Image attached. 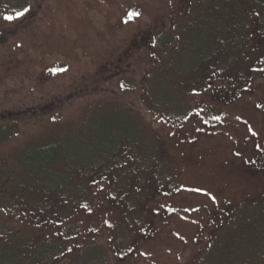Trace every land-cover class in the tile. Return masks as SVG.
Segmentation results:
<instances>
[{"label":"rangeland","instance_id":"obj_1","mask_svg":"<svg viewBox=\"0 0 264 264\" xmlns=\"http://www.w3.org/2000/svg\"><path fill=\"white\" fill-rule=\"evenodd\" d=\"M1 3L0 264H252L238 227L260 251L264 0ZM57 142L109 155L13 184L21 153Z\"/></svg>","mask_w":264,"mask_h":264},{"label":"trees","instance_id":"obj_2","mask_svg":"<svg viewBox=\"0 0 264 264\" xmlns=\"http://www.w3.org/2000/svg\"><path fill=\"white\" fill-rule=\"evenodd\" d=\"M2 0H0V3H1ZM256 1V0H255ZM230 3V2H229ZM2 4V3H1ZM19 6V5H18ZM21 9V8H20ZM203 40V39H202ZM112 111H114L113 109H111ZM122 133H125V132H120V134L122 135ZM104 140L106 142H110L112 140L111 137L109 136H105L104 137ZM111 144V143H110ZM45 147V146H44ZM41 148V149H38L36 151H33L32 153H30L29 151H26V152H23L21 153L17 159L18 162H19V165H20V169L19 171L22 172L23 175H19L18 174H15L12 176L11 178V181L13 182L14 185L16 184H20V182L22 183V179H23V176H27V175H30L31 177L34 176V177H38V175L40 174V176L42 178H45V179H50V184L53 186L55 183H60L56 178H54L56 175L54 174L53 176H51V171L49 168L47 167H50L53 163L57 162V160H59L61 157H63V161L64 163L66 164V167L65 168H68L66 170L68 176L70 174V171H83L85 172L87 175H90L91 174V170H92V166L93 165H99L101 162H103L104 160H106L107 156H103L101 157V162L99 163H95L93 164L94 162H92V160H90L91 164L89 162H87L86 160V155H85V149L83 146L79 147V152L80 154L79 155H69L67 156L66 155V150L64 148V146L62 144H60L59 142H57V145L56 146H47L45 148ZM149 148H151L152 150L150 151V157H153V155L155 154V150H156V146L155 145H151L149 146ZM112 151V150H110ZM103 163H101L100 165H102ZM71 168V169H70ZM64 171V170H63ZM32 172H34L33 174H31ZM166 172V171H165ZM29 173V174H27ZM160 173H163L162 176H166L168 173H164V172H161ZM161 176V175H160ZM53 178V179H52ZM68 178V177H67ZM47 181V180H46ZM23 185V184H21ZM24 187V185H23ZM48 188V187H47ZM72 191V189H71ZM73 192V191H72ZM74 192H82L83 194H86L85 190L83 187H78L77 189H74ZM240 208V207H239ZM127 209L129 212H133L132 209H133V206L131 205H128L127 206ZM245 213V211H247V209H245L244 207L240 208L239 210H237L236 212V215H235V218H237V214L239 215V213L243 212ZM252 216V218L254 217V213H251L250 214ZM251 216H246L247 217H251ZM264 220V219H263ZM245 220H243V222L241 223V225L239 227H242L243 223H244ZM253 221V220H251ZM256 225V224H254ZM123 226V225H122ZM239 227H238V231L240 232L239 235H242L240 236L239 238V241L244 245V248H242L243 251H247V253L251 252L253 255V262L252 264H260L259 263V258H258V255L257 254H261L263 253L264 254V240L261 241L262 242V245L259 249H261L260 251H258V249L255 250V248H252L253 246H250L249 244V241H248V238L250 236H253V238H255L257 236V230H256V226L254 229H251V231H248L249 232V235H246L244 232L241 233V229L239 230ZM121 227L119 228L118 230V233H117V237L119 239L123 238L124 237V234H125V231L124 230H120ZM262 235L264 237V228L262 230ZM121 233V234H120ZM251 234V235H250ZM255 236V237H254ZM121 237V238H120ZM215 240H218V239H215ZM223 245L224 247L228 244H232L234 245L235 247L237 246L236 244H234V241L232 239H230L229 241H226L223 240V238H219V240ZM25 242H23L24 244ZM54 243V242H53ZM53 243H49L50 245L53 246V248H44L43 249V252H42V255L41 257L43 256H46V255H49L48 253L50 254H55V253H58L59 251H57V246L56 245H53ZM95 244H90V245H87V246H93ZM229 246L231 249L233 248V246ZM86 246V247H87ZM53 249V250H52ZM236 253L235 254H232V256L234 255H237L239 254V251L240 249L239 248H234L233 249ZM56 251V252H55ZM102 251V250H101ZM2 254H5V256H3V259L1 260H5L8 258V255L6 254V252H2ZM209 254H214L211 253V251L208 253V256ZM7 256V257H6ZM207 256V257H208ZM214 256V255H213ZM238 256V255H237ZM231 257V255H230ZM239 263V256H238V261H236V264ZM5 264V263H4Z\"/></svg>","mask_w":264,"mask_h":264},{"label":"snow or ice","instance_id":"obj_3","mask_svg":"<svg viewBox=\"0 0 264 264\" xmlns=\"http://www.w3.org/2000/svg\"><path fill=\"white\" fill-rule=\"evenodd\" d=\"M24 13L23 12H21V13H18V15H23ZM133 15H139L138 13H136V14H133ZM5 19H7V20H12L13 19V17H11V16H6L5 17Z\"/></svg>","mask_w":264,"mask_h":264}]
</instances>
